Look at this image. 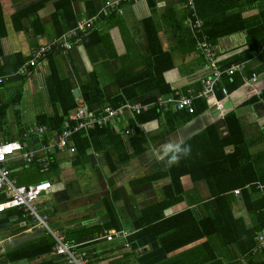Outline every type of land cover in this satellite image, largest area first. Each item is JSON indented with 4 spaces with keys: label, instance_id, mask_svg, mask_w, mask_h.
<instances>
[{
    "label": "crops",
    "instance_id": "1",
    "mask_svg": "<svg viewBox=\"0 0 264 264\" xmlns=\"http://www.w3.org/2000/svg\"><path fill=\"white\" fill-rule=\"evenodd\" d=\"M107 1L0 0V141L26 144L5 165L16 185L52 182L35 201L49 228L24 206L0 212V264H72L55 251L50 229L65 234L73 250L92 264L175 260L206 237L168 252L158 234L141 233L147 223L142 219L149 213L144 209L162 202L167 191H180L175 185L166 189L172 184V170L161 158L160 146L172 139L190 145L196 176L203 175L200 162L210 161L212 143L222 139L226 143L222 160H228L236 143L243 141L244 147L264 155V45L252 51L247 33L264 25V0H129L119 10L108 8ZM90 17H96L93 27L70 50L54 49L39 64L20 72L34 50ZM207 30L233 33L214 43ZM203 44L213 48L217 66L244 65L232 75L241 77L242 84L229 89L224 77H233L224 75L213 94L194 99L195 112L178 109L168 98L176 91L200 93L203 79L212 73ZM254 73L260 91L252 93L244 85ZM227 100L230 107L224 106ZM138 103L157 107L158 116L140 123L137 115L150 109L136 113L126 107L107 123L110 128L92 137L91 131L98 127L79 130L62 148L57 141L64 122L62 130L54 132L41 120L47 115L55 125L52 116L64 114L65 121L80 104L100 113L107 105ZM216 107L220 114L213 112ZM229 114L238 120L231 130L237 133L236 140H231ZM27 150L33 152L31 159L23 156ZM184 160L176 163L179 171L186 169ZM224 172L219 168L210 173ZM192 173H181L183 197L161 212L165 217L187 208L197 215L206 212L204 202L218 190L209 179H193ZM234 193L235 214L255 226L256 217L244 208L241 189ZM7 197L6 190L0 191V200ZM171 225L178 229L177 220ZM28 233L33 234L30 239L5 248L7 242ZM260 233L264 234H257L253 249L258 254L264 250L258 247ZM49 241H53L50 250L43 252Z\"/></svg>",
    "mask_w": 264,
    "mask_h": 264
},
{
    "label": "trees",
    "instance_id": "2",
    "mask_svg": "<svg viewBox=\"0 0 264 264\" xmlns=\"http://www.w3.org/2000/svg\"><path fill=\"white\" fill-rule=\"evenodd\" d=\"M206 33L209 39L216 43L219 37L233 32L231 30H222L214 34L207 30ZM247 33L250 46L253 48L252 51L264 45V25L260 26L258 31L254 28L249 29ZM232 77L233 79L224 77V82L229 86V89L236 88L242 84L241 77L238 75ZM217 85H220V82ZM262 94L264 96V89ZM68 108L66 105V114L68 113ZM158 114L157 107H153L149 111L138 114V121L140 123L149 121L157 117ZM52 118L56 121L55 125L51 124L47 115H44L41 120L47 123L46 125H48L50 130L60 132L63 127L64 114H55ZM226 120L230 131L233 129L232 126L234 124H238L234 114H229ZM106 128H110V126L98 127V129L91 131L90 136L92 137L98 130ZM79 135L77 137H81ZM232 138L236 140L237 133L235 134V132L231 131V140ZM243 143L244 141L242 144L240 142L236 143L234 146L235 150L227 156L229 157L228 160L220 158V153H224L223 146L226 144L224 139L220 140L219 143H212L210 161L208 163L200 162V166L203 167V169L201 168L203 175L196 176L192 173L191 167L193 164L190 161L193 158H191V155L185 157L182 162L183 167L186 166V169L179 171L178 164L170 167L172 170L170 171L172 184L168 185L166 189L171 190V186L175 185L180 191H167L162 202L147 206L144 209L143 212H153L155 216L150 217L149 213H145L148 214V219H142L143 222L147 223L141 233L155 232L158 234L162 245L168 252L204 237L206 239L180 252L175 260H166L164 264H264V250L261 254L253 252L254 247L257 245V234L260 231L264 232V155L261 152L255 154L248 147H244ZM226 164L228 167H225ZM219 168H225L223 175L210 173L213 169ZM185 170L191 171L193 179L199 177V179H209L212 182L210 183L212 187L218 191L213 199L204 202L205 213L201 212L200 215H197L194 209L187 208L172 216L165 217L161 212L170 206L174 199L183 197L184 193L179 188V185L181 173ZM160 176L161 174L158 173L157 177ZM259 185H262V187H259ZM236 188L241 189V196L247 213L256 217L255 226L246 222L243 216L235 214L232 202L235 200L234 189ZM176 220L179 224L178 229L173 228L171 225ZM52 244L53 241H49L47 247H44L42 251L47 252L50 250ZM195 251L197 252L196 254H194Z\"/></svg>",
    "mask_w": 264,
    "mask_h": 264
},
{
    "label": "built area",
    "instance_id": "3",
    "mask_svg": "<svg viewBox=\"0 0 264 264\" xmlns=\"http://www.w3.org/2000/svg\"><path fill=\"white\" fill-rule=\"evenodd\" d=\"M124 1L129 0H108L106 4L108 8L119 10L120 5ZM95 20L96 17L85 19L76 27L69 29L68 32H66V34L62 37L57 38L48 44L41 45L39 48L34 50L33 56L22 65L20 72L25 73L29 67H34L39 64L50 52L54 51V49L63 48L65 50H70L76 43L82 40L86 31L93 27ZM202 50L209 59L208 66L211 68L212 73L210 76H207L203 79L204 89L200 93L195 94L189 91L186 94H183L180 91H176L174 97L168 98L170 101H175V106L178 109H187L190 112H194V99L197 96H208L213 94L215 91V86L221 81L224 75L232 76L236 72H241L244 69V65L241 63L232 64L230 66L221 68L217 66L215 62L213 48L203 44ZM257 80L258 74L254 73L253 76L245 78L244 86H246L252 93L258 92L260 90ZM1 81L2 79L0 78V82ZM216 102L218 101H213V103ZM150 105V103H138L135 105L127 104L118 108L107 105L102 112L95 113L88 106L80 104L77 106L74 112L65 118L64 128L59 136L57 144L60 148L65 147L68 143V139H70L79 130L93 129L107 125L108 122L114 120L121 114L123 108H134L136 113H140L142 111L149 110ZM71 119L76 120V124H70ZM39 130L42 131L43 127ZM116 130L117 132H120V129L117 126ZM130 131V128L125 129V133H130ZM25 147V143L17 140L0 141V191L6 190L8 196L5 200H0V212H4L8 208L12 207L24 206L30 210L33 215L40 219L44 226L49 228L47 222L45 221V217H42L38 214L35 201L42 195L44 191H48L52 187V183L48 180H43L34 184L16 185L15 182L9 177V169L5 165L10 156L24 150ZM71 149L73 150L75 147L72 146ZM27 151L29 152H22L23 156L27 159H31V157H33V152L31 150ZM50 232L56 238L55 251L59 254L65 255L70 263L92 264L83 254H79L75 249L73 250V244L66 239L65 234L58 231H53L51 229ZM258 241V247L264 246V234L260 233L258 235Z\"/></svg>",
    "mask_w": 264,
    "mask_h": 264
},
{
    "label": "clouds",
    "instance_id": "4",
    "mask_svg": "<svg viewBox=\"0 0 264 264\" xmlns=\"http://www.w3.org/2000/svg\"><path fill=\"white\" fill-rule=\"evenodd\" d=\"M159 151L166 165L171 167L182 157H188L191 154V146L185 145L182 140L172 139L161 145Z\"/></svg>",
    "mask_w": 264,
    "mask_h": 264
},
{
    "label": "water",
    "instance_id": "5",
    "mask_svg": "<svg viewBox=\"0 0 264 264\" xmlns=\"http://www.w3.org/2000/svg\"><path fill=\"white\" fill-rule=\"evenodd\" d=\"M230 104H231V101H230V100H229V101L227 100V102L224 104V106H225V107H230ZM213 112H216V113H218V114L221 113L220 109H218L217 107L214 109ZM32 236H33V234H29V233L26 234V235H22L20 238H16L15 240H12L11 242H7V243L5 244V248L12 247V246L16 245V244L19 243V242H23V241H25V240H28V239H30Z\"/></svg>",
    "mask_w": 264,
    "mask_h": 264
},
{
    "label": "rangeland",
    "instance_id": "6",
    "mask_svg": "<svg viewBox=\"0 0 264 264\" xmlns=\"http://www.w3.org/2000/svg\"><path fill=\"white\" fill-rule=\"evenodd\" d=\"M127 129V128H126Z\"/></svg>",
    "mask_w": 264,
    "mask_h": 264
}]
</instances>
